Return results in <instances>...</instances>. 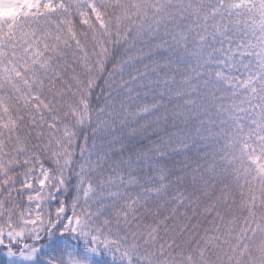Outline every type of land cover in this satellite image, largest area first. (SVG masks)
<instances>
[{"label":"snow or ice","instance_id":"obj_1","mask_svg":"<svg viewBox=\"0 0 264 264\" xmlns=\"http://www.w3.org/2000/svg\"><path fill=\"white\" fill-rule=\"evenodd\" d=\"M8 8L0 264H264V0Z\"/></svg>","mask_w":264,"mask_h":264},{"label":"rangeland","instance_id":"obj_2","mask_svg":"<svg viewBox=\"0 0 264 264\" xmlns=\"http://www.w3.org/2000/svg\"><path fill=\"white\" fill-rule=\"evenodd\" d=\"M0 15H15V10L8 8V9H0ZM54 211V207H53ZM117 264H121V262H117Z\"/></svg>","mask_w":264,"mask_h":264}]
</instances>
